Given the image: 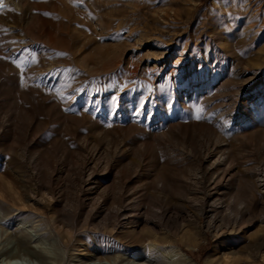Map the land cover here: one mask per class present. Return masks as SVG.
Segmentation results:
<instances>
[{"label":"rangeland","instance_id":"374dc122","mask_svg":"<svg viewBox=\"0 0 264 264\" xmlns=\"http://www.w3.org/2000/svg\"><path fill=\"white\" fill-rule=\"evenodd\" d=\"M18 242L41 260L0 264H264V0H0Z\"/></svg>","mask_w":264,"mask_h":264},{"label":"bare ground","instance_id":"6f19581e","mask_svg":"<svg viewBox=\"0 0 264 264\" xmlns=\"http://www.w3.org/2000/svg\"><path fill=\"white\" fill-rule=\"evenodd\" d=\"M27 249L23 248L21 246L20 242H18V243H16V245L12 249L7 250V251H5L3 253H0V257H4L5 256L6 259H8V260H14V259H17V258L23 256V255H26V256H30L32 258H36V259L41 260L38 253H36L35 251H33V252L29 251ZM176 251L170 250V251H168V254L175 253ZM180 253L179 254L175 253V255L173 254L172 257H174V258L177 257L179 259H182L183 261H187L188 258L186 256H184L183 254H180ZM176 260H178V259H176ZM188 261L190 262V260H188ZM234 263H235L234 261H229V262H225V263H221V264H234Z\"/></svg>","mask_w":264,"mask_h":264}]
</instances>
